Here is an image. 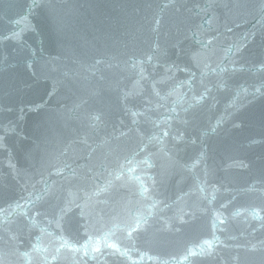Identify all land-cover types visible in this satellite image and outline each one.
<instances>
[{
	"label": "water",
	"instance_id": "1",
	"mask_svg": "<svg viewBox=\"0 0 264 264\" xmlns=\"http://www.w3.org/2000/svg\"><path fill=\"white\" fill-rule=\"evenodd\" d=\"M0 264H264V0H0Z\"/></svg>",
	"mask_w": 264,
	"mask_h": 264
}]
</instances>
